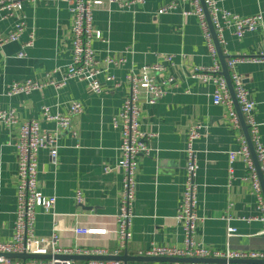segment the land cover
Listing matches in <instances>:
<instances>
[{
	"label": "crops",
	"instance_id": "obj_1",
	"mask_svg": "<svg viewBox=\"0 0 264 264\" xmlns=\"http://www.w3.org/2000/svg\"><path fill=\"white\" fill-rule=\"evenodd\" d=\"M70 0H34L25 3L26 29L19 42L0 48V110H14L20 121L39 119L40 108L65 114L70 101L83 105L81 115L73 120L70 132L58 136L56 164L50 163L47 151L38 154V186L45 196L56 199L53 215L38 210L34 230L47 238L53 229L59 234L63 249L84 251L104 249L112 254L118 247L115 234V215L119 208L121 172L115 169L119 159L120 130L113 127L115 117L128 94L125 76L143 66L162 64L163 57L174 55L166 74L175 87L149 105L145 95L140 97L142 131L155 134L150 140L151 157L140 159L136 175L135 200L131 239L121 255L143 256L151 246L183 247V233L175 221L184 182V147L187 129L202 125L201 136L194 142L197 170V213L201 221L194 239L211 251H264L262 224L255 196L250 189L247 169L240 159L233 167V179L228 174V153L236 147L237 132L226 120V110L211 103L214 86L188 78L194 67L208 66L210 58L197 18L188 2L179 3L171 13L158 15L157 10L175 0H143L128 9L119 10L102 0L93 14V26L104 42L92 44L95 56L103 59L106 53L123 56L124 63L110 70L114 84L103 86L100 95L92 94L84 83L69 81L59 90L46 87L31 94L6 95V87L27 79L41 81L46 73L64 69L71 60ZM222 10L239 17L262 13L264 0H215ZM12 20L1 22L7 32ZM32 35L33 45L26 57H17L20 46ZM220 44L228 57H254L264 44L260 31L247 32L236 38L230 29L222 35ZM234 73L241 76L254 102L253 116L264 146V64L242 62ZM60 75H55L58 80ZM42 128L55 133L53 123ZM16 131L0 125V242L12 238L16 206L17 166L11 147ZM105 166L110 171L104 172ZM79 193L81 203L75 195ZM231 204L230 209L227 206ZM229 216V221L226 220ZM246 219H250L246 221ZM236 233L226 235L227 227ZM76 228L104 231L101 234L81 235ZM75 257V256H73ZM77 260L82 263L81 255ZM97 257V256H96ZM104 256L103 261L111 262ZM44 260V259H43ZM221 264L222 259H218ZM121 263V262H120ZM134 263V262H128ZM123 264V263H122Z\"/></svg>",
	"mask_w": 264,
	"mask_h": 264
},
{
	"label": "built area",
	"instance_id": "obj_2",
	"mask_svg": "<svg viewBox=\"0 0 264 264\" xmlns=\"http://www.w3.org/2000/svg\"><path fill=\"white\" fill-rule=\"evenodd\" d=\"M34 0H0V24L10 19L13 24L9 31L0 29V48L19 42L26 29V16L24 4ZM108 4L114 5L119 10L128 9L135 4H143V0H106ZM188 2L192 6V12H183L184 15L192 13L199 23L203 33L210 64L208 66L194 67L188 78L200 83H211L214 86L211 95V103L222 106L226 110V120L231 130L237 132L236 147L228 153V174L233 179V163L240 159L244 163L248 173V183L255 196V206L258 220L263 227L264 233V198L255 172L254 163L250 150L241 130L237 113L234 109L227 84L221 75V66L217 53L208 30L206 19L200 4V0H175L157 10L158 15L168 14L175 11L179 3ZM207 9L210 22L219 45L223 42V32L230 29L236 38H241L247 32L260 31L264 35V17L262 13L248 17H239L226 10L220 9L215 0H203ZM102 0H70L68 11L71 15V60L64 69H54L44 75L43 80H23L9 84L6 87V95L9 97L39 91L46 87L59 90L67 85L69 81L75 80L85 84L92 94L100 95L103 85L114 84V78L110 73L111 68L121 66L124 63L123 56H113L106 53L103 59L98 60L95 56L92 44L94 41L104 40L99 31L93 26V14ZM34 37L21 44L17 57H26V50L33 45ZM174 55L163 57L162 64L143 66L138 71H129L125 76L128 86V94L125 97L118 114L113 117V127L120 130V145L118 148L119 159L115 169L121 172L119 208L115 215L118 247L112 253L104 249H92L90 251L74 249H63L60 246V237L56 229H53L47 238L38 237L35 234L34 224L38 210L53 215L56 199L53 196L42 194L38 186V154L41 150L47 151L50 163L55 165L58 154V136L63 132H70L73 120L83 112V105L78 101H70L67 104L65 114L52 111L49 107L40 108L39 119L20 121L14 110H0V125L6 129L16 131L15 141L11 147L16 156L17 186L16 206L13 221L12 238L8 242H0V264H122L119 261L89 260L76 263L66 260L67 256H119L126 250L127 243L131 239V224L133 219L132 205L135 200L136 175L140 168V159L151 157L152 148L150 140L155 134L145 132L140 127L141 104L140 97L145 95L147 104L152 105L158 99L165 96L175 87L173 78L166 74L167 66H172ZM242 62L264 64V44L254 57L236 56L226 60V67L236 103L243 120L248 127V134L253 145L260 171L264 178V146L258 137V124L253 111L254 102L250 92L246 88L241 76L234 73L235 66ZM55 75H60L58 80ZM113 86H117L114 84ZM42 123H53L55 133H50L42 128ZM203 126L194 124L188 127L186 143L184 147V182L180 202L175 215L176 223L181 227L183 233V247H169L151 245L142 257H166L183 259H222L225 264H236L235 261H264V251H211L197 243L194 235L201 217L197 213L196 191L194 182L197 164L195 161L194 142L203 133ZM104 172L110 171L105 166ZM77 204L81 203L80 194L75 195ZM231 204L227 206L230 209ZM229 216L226 220L229 221ZM250 219H246L249 221ZM75 234L94 235L104 231L95 229L76 228ZM236 233L235 228L227 227L226 235L229 237ZM32 254L49 257L44 260L21 261L11 259L6 255ZM126 264H211V263H126Z\"/></svg>",
	"mask_w": 264,
	"mask_h": 264
},
{
	"label": "water",
	"instance_id": "obj_3",
	"mask_svg": "<svg viewBox=\"0 0 264 264\" xmlns=\"http://www.w3.org/2000/svg\"><path fill=\"white\" fill-rule=\"evenodd\" d=\"M200 4H201V7L203 10L205 19H206V23L208 26L209 33L211 35V38H212V41H213V44H214V47H215V50L217 53V57H218L220 66H221V75L223 76V78L226 81L227 88H228L231 100L233 102V105H234V109H235L237 116L239 118L241 130H242V133H243L244 138L246 140L247 146L250 150L251 158H252L253 163H254L255 172H256V175H257L260 187H261V192H262V195L264 198V178H263V175L260 171V166L257 162L256 155H255L254 149H253V145L251 143V139H250L249 134H248V127L246 126V124L243 120V117L239 111V107H238L236 100H235V95H234L233 88H232L231 81H230V77H229V71L227 70V67H226V60L228 59V57H226L223 54L222 48L217 41L216 35L214 33V30H213L212 24L210 22L209 15H208V12H207V9L204 5L203 0H200ZM6 257L11 258V259H18L21 261L43 260V259L49 258V257H43V256H39V255H32V254H13V255H6ZM63 258L66 260H77V259H81L82 257L67 256V257H63ZM84 258L86 260H105V258H100V257H84ZM107 258L109 260L119 261L123 264H126L128 262H134V263H172V262L190 263V262H194V263H211V264H218L219 263L218 259H183V258H166V257L154 258V257H142V256L131 257V256H128L126 254L121 255V256H117V257H107ZM235 263L236 264H264V261H254V260L250 261V260H248V261H235ZM221 264H225V261L222 260Z\"/></svg>",
	"mask_w": 264,
	"mask_h": 264
}]
</instances>
